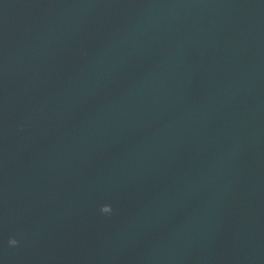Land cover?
<instances>
[{
	"label": "water",
	"instance_id": "water-1",
	"mask_svg": "<svg viewBox=\"0 0 264 264\" xmlns=\"http://www.w3.org/2000/svg\"><path fill=\"white\" fill-rule=\"evenodd\" d=\"M0 264H264V0H0Z\"/></svg>",
	"mask_w": 264,
	"mask_h": 264
},
{
	"label": "clouds",
	"instance_id": "clouds-1",
	"mask_svg": "<svg viewBox=\"0 0 264 264\" xmlns=\"http://www.w3.org/2000/svg\"><path fill=\"white\" fill-rule=\"evenodd\" d=\"M101 212L103 214H110L112 212V209H111L110 206H103L101 208ZM9 245L12 246V247H15V246L18 245V241L16 239H14V238L13 239H10L9 240Z\"/></svg>",
	"mask_w": 264,
	"mask_h": 264
}]
</instances>
